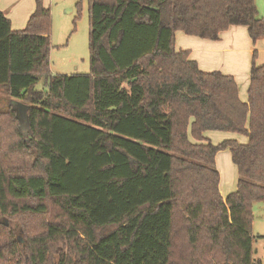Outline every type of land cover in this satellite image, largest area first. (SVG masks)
<instances>
[{
  "label": "trees",
  "instance_id": "16d2710c",
  "mask_svg": "<svg viewBox=\"0 0 264 264\" xmlns=\"http://www.w3.org/2000/svg\"><path fill=\"white\" fill-rule=\"evenodd\" d=\"M35 1L21 30L0 8V88L29 105L24 120L0 111V264H262L264 64L255 50L243 100L233 75L176 49L178 30L264 40L255 0H89L90 71L71 74L51 72V10Z\"/></svg>",
  "mask_w": 264,
  "mask_h": 264
},
{
  "label": "crops",
  "instance_id": "0c3cea01",
  "mask_svg": "<svg viewBox=\"0 0 264 264\" xmlns=\"http://www.w3.org/2000/svg\"><path fill=\"white\" fill-rule=\"evenodd\" d=\"M0 8L10 19L12 28L21 30L26 27L29 18L35 11L36 1L0 0ZM176 49H188L190 57L196 60L199 67L204 71H219L221 69V72L233 75L238 83L240 97L243 100L247 99L255 50L258 53L256 63L259 65L264 64V40L259 39L254 42L249 34L248 27L244 25L231 26L221 33L219 39L189 35L182 30H178L176 32ZM242 69L244 70L243 73L240 72ZM3 91L4 89L0 88V95ZM206 136L215 144L226 139H237L241 143L248 141L246 135L229 131L210 130L206 132ZM217 162L216 158V165ZM234 167L237 168L235 164ZM219 171L222 175L221 170ZM234 180L226 181L225 179L223 185L221 181L220 191L224 197L237 189L238 171Z\"/></svg>",
  "mask_w": 264,
  "mask_h": 264
},
{
  "label": "rangeland",
  "instance_id": "374dc122",
  "mask_svg": "<svg viewBox=\"0 0 264 264\" xmlns=\"http://www.w3.org/2000/svg\"><path fill=\"white\" fill-rule=\"evenodd\" d=\"M255 3L264 17V0H255ZM43 4L51 10L50 61L52 74L88 73L90 71L89 0H43ZM240 72L243 73L244 70L242 69ZM43 87V81L37 85L39 89ZM3 92L0 95V111L8 110L10 105L17 108L18 101ZM217 161V168H220L219 170L222 172V185L225 179L233 181L237 175V168L232 162L230 150H221L217 155ZM253 212L252 229L256 238L254 256L264 264V201L255 202ZM5 222L10 223L9 221ZM10 224L16 227L17 236L24 243V235L20 232L21 222L12 220Z\"/></svg>",
  "mask_w": 264,
  "mask_h": 264
},
{
  "label": "water",
  "instance_id": "95a60500",
  "mask_svg": "<svg viewBox=\"0 0 264 264\" xmlns=\"http://www.w3.org/2000/svg\"><path fill=\"white\" fill-rule=\"evenodd\" d=\"M28 108H29L28 104L18 101L17 110L19 113V117L22 118L23 120L26 119V112Z\"/></svg>",
  "mask_w": 264,
  "mask_h": 264
}]
</instances>
